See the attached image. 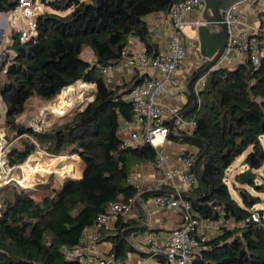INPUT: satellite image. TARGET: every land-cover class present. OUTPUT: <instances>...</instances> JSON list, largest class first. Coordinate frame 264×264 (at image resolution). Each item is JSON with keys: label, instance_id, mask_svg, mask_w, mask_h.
Returning <instances> with one entry per match:
<instances>
[{"label": "trees", "instance_id": "obj_1", "mask_svg": "<svg viewBox=\"0 0 264 264\" xmlns=\"http://www.w3.org/2000/svg\"><path fill=\"white\" fill-rule=\"evenodd\" d=\"M41 2L49 10L37 16V37L25 43L26 49L17 56H6L0 63L2 118L11 134L7 159L11 166H19L39 147L49 157H78L84 168L78 181L51 189L38 202L22 190L17 197L5 196L6 186L0 188V264H78L65 259L62 247L81 246L85 231L98 214L110 203L133 198L134 191L127 183L131 166L153 163L156 158V151L147 143L136 149L121 148L123 141L118 135L120 123L132 119L131 106L124 97L141 79L110 87L98 69L118 62L131 39L139 42L148 56L158 55L147 18L166 15L170 1ZM16 3L0 0V15ZM84 48L92 51L93 65L81 58ZM79 82L95 86L92 101L79 112L67 114L43 131L17 121L32 98L53 101ZM197 98L199 107L186 117L194 114L192 136L198 140L186 142L197 149L195 175L199 183L186 199L194 218L221 220V227L202 243L191 264H264V220L250 221L261 200L240 188L239 203L225 183L227 169L248 149L255 161L249 170L264 163V49L258 65L245 57L233 67L220 66L209 72ZM16 140L19 146L14 145ZM250 153L244 159L247 163ZM258 212L263 218L264 212ZM117 217L119 227L114 233L107 228L101 231L100 241L110 242V253L123 260L131 250L125 240L141 228L133 227V220Z\"/></svg>", "mask_w": 264, "mask_h": 264}, {"label": "built area", "instance_id": "obj_2", "mask_svg": "<svg viewBox=\"0 0 264 264\" xmlns=\"http://www.w3.org/2000/svg\"><path fill=\"white\" fill-rule=\"evenodd\" d=\"M168 1L171 4L166 18L170 26V34L163 51L153 57L148 56L144 51L131 55L127 46L122 50L121 59L118 62L98 69L99 73L105 77L124 69H132L140 74L141 82L132 87L124 97L131 106L132 119L124 122L125 128L130 131V141H123L121 148L136 149L142 143L149 144L157 153L154 171L159 178L154 184L143 186L137 177L129 175L127 183L134 191L133 198L127 202L110 203L104 212L98 214L94 224L85 231L81 246L62 247L61 253L66 260L78 264H191L196 259L202 243L220 231L221 220L194 218L190 203L186 199V195H189L197 186L193 171L195 158L182 157L178 168L165 170V157L159 151L163 144L168 142L172 122L174 135L181 130L191 132L195 127L194 119L182 116V110L179 107L162 105L160 97L168 88L183 87L184 89L185 86L175 80L177 71L186 62L182 28L189 26L192 30H196L204 23L203 0ZM260 2L264 4V0H240L222 13L227 40L218 66L224 60L230 59L229 53L232 56L241 55L249 58L253 65H258L261 51L264 49V7H255ZM42 6L39 0H17L15 7L3 14L5 28L9 33L3 39L4 54L5 52L14 54L11 50L13 34L19 36L20 44H25L37 37L36 20L37 16L44 12ZM250 10L253 12L251 18L248 12ZM193 11L199 13V18L187 22V17ZM191 52L195 61L206 63L200 55L198 42L194 44ZM208 74L209 72L203 74L192 83V90L196 97L202 90ZM197 107H199L198 98ZM9 145L10 139H8L6 128L0 125V188L12 182L20 184V181L13 178V172L21 166L9 164L7 159ZM176 177L180 180L179 187L173 186L170 192L162 193V189L172 183ZM145 192L154 193L151 202L158 210H179L183 218L182 225L166 232L161 245H157L151 238L147 239L146 256L136 257L132 261H124L112 253L98 257L95 250L100 242L101 231L107 228L109 217L129 216L137 204V199ZM262 219L264 220V217L260 218L256 209L250 214L251 222L260 223ZM225 226L231 227V225Z\"/></svg>", "mask_w": 264, "mask_h": 264}, {"label": "crops", "instance_id": "obj_3", "mask_svg": "<svg viewBox=\"0 0 264 264\" xmlns=\"http://www.w3.org/2000/svg\"><path fill=\"white\" fill-rule=\"evenodd\" d=\"M43 10L46 11L47 8H44ZM248 12L251 18L253 15V12L251 10ZM198 18H199V13H197L196 11H193L187 17V22H192ZM147 21H148L149 30L152 35V40L157 45L159 52H161L164 50L169 34H170V26L167 22L166 15L164 14L151 15L147 18ZM8 35L9 33L7 29L5 28V24L4 22H2L0 24V57L1 58L2 57L4 58L6 54H12L10 52H5L4 54V50H3V39L4 37ZM196 42H197V38L195 37L193 44H195ZM128 46H129V53L131 55H135L136 53L143 51V48L140 45V43L134 39L130 40V43ZM11 57H14V54H12ZM234 57L235 58H245L244 56H241V55H234L228 60L235 59ZM82 59L91 65L95 63V58L90 49H86V51L83 54ZM205 64L206 63L204 62H197L193 59L192 61H189V62L186 61L185 64L177 71L175 75V80L180 82L182 86H185L184 89L183 87L180 89L168 88L167 91L161 95L160 103L166 106L179 107L182 110V112L186 111L191 105V102L190 103L188 102L189 96L186 94V85L189 79L196 72L200 71L205 66ZM107 78L110 79L109 86L115 87V86L121 85V83L125 84V83L132 82L134 78H140V74L135 72L132 69H124L119 73L111 74ZM36 104L38 103L36 102ZM0 106L2 108V113H4L5 107L1 101H0ZM118 135L122 141H130V131H128L125 128L124 122L120 123ZM175 135L176 136H192V131L187 132L185 130H181V131H178V133ZM186 141H190V140L189 139H176V138H172L169 135L168 142H165L163 146L161 147V149H159L161 154H163L165 157V164H164L165 170H171L174 168H178L180 166L179 160L182 157H185L184 156L185 153L189 154L190 155L189 157L195 158L197 149L194 146L187 143ZM182 144H187V145L192 146L191 148H193V151L181 148ZM250 152H251V149H248L246 153L248 154ZM35 154L37 155L38 152H36ZM37 156L39 159H42V157H45L48 155L45 154L44 152L43 153L39 152V155ZM33 158L35 157L33 156ZM156 160H157V153H156V158L153 163L140 162V163L133 164L131 166L130 176L132 175V176L137 177L142 182L143 186L154 184L155 181L158 180L159 178V176L156 175L154 171ZM78 162L80 164V161ZM83 168H82V171H83ZM78 177H80V174ZM179 184H180V180L178 177H176L174 178L172 183H169L166 187H164L161 192L168 193L172 190L173 186L179 187ZM24 186H27V185L24 184ZM153 194L154 193H150V192L142 193L140 195L139 202L137 201V204L133 212L129 216H122L123 218L121 217L123 221L128 220V219L133 220L134 223L132 226L141 228L140 233H138L137 235L136 234L130 235L126 239L129 244L127 245L131 250L129 253H127L126 257L123 259L124 261H132L136 257L146 256V250H148L147 244H146L147 239L151 238L154 240V242L157 245H161L163 243L164 234L174 228L180 227L183 223V218L179 210L177 209L165 210V211L158 210L151 202V198ZM143 195H146V197H142ZM148 204L149 205L151 204L150 205L151 211H148L149 213L146 210L144 211L139 210V208L141 207L144 208V205H148ZM117 220H118L117 216L109 217V221L107 223V229L111 230L112 233H114V230L119 227L117 226L119 225L117 224ZM142 232L147 233L146 234L147 236H145V238L142 237L143 235H139V234H142ZM111 248H112V245L110 242L100 241L96 247L95 254L98 257L106 256L107 254L110 253Z\"/></svg>", "mask_w": 264, "mask_h": 264}, {"label": "rangeland", "instance_id": "obj_4", "mask_svg": "<svg viewBox=\"0 0 264 264\" xmlns=\"http://www.w3.org/2000/svg\"><path fill=\"white\" fill-rule=\"evenodd\" d=\"M39 3L42 4L41 0H39ZM44 6L45 5L42 6L43 9L45 8ZM255 7L256 8H263L264 4L260 2V3L256 4ZM48 10L49 9L47 8V11ZM1 23H2V18L0 15V24ZM182 32L184 35L183 41H184V45H185V49H186V61L189 62V61H192V59L194 60L191 50L194 46L193 41L195 40L196 34H195V31L192 30L189 26L183 27ZM86 49H89V48H84L83 52L81 53V58L83 57V54L86 51ZM6 56L8 59L12 58L11 57L12 54H6ZM6 56L4 58L0 57V63L5 61ZM243 60H244V58H235L232 60H224L221 64V66L226 67V68H230V67H233V66L241 63ZM2 76H3V73L0 74L1 80H2ZM109 80L110 79L108 78V82H109ZM78 84L79 83L75 84L74 86L76 87ZM88 85H90V88H91L88 95L91 97V95L94 93L95 86L93 84H88ZM121 85H122V83H121ZM65 94L58 95L53 99V101H50L47 103L41 102L36 98H32L31 100H29V102H27L26 107H25V111L23 112V114H21L17 118V121L19 123L27 126V127L32 128L34 131L35 130L36 131L48 130L55 123H58L60 121V119L64 116H66L67 114L72 115V114H75L76 112H79L80 110H82V108L88 102V97H87L88 95H87L83 99V102H81L80 104L70 105L69 103H65L64 100L62 99V97ZM36 102L38 104H36ZM54 107L60 108L61 113H59V114L53 113L52 109ZM44 109H46V110H44ZM42 110H44L43 113H42ZM2 114H3L2 108L0 106V125L4 126ZM28 118H30V120H28ZM185 118L193 119L195 117H194V114H192L189 117L185 116ZM6 133H7V131H6ZM7 136H8V139L9 138L11 139V134L9 132L7 133ZM19 144H20V142L17 141L14 145L19 146ZM261 144H262V147L264 149V139L263 138L261 139ZM191 147L192 146L187 145V144L181 145V148L193 151V148H191ZM36 152L43 153V151L41 149H39V147H36V150L26 159V161L23 164L19 165V166H21V168L20 169L16 168L15 171L13 172V178L16 181H20L22 184L12 182L9 185H7L8 187L6 186V189L3 190L4 193H2V194L12 198V194H14L17 197L18 193H20V190H22L25 194H27L32 199H34L35 201L38 202L45 195H47L51 189H55V190L60 189V182L58 181L57 177L55 175L50 176V174H49L50 171L53 172L54 170L48 169V168H44V170L46 169L48 171L46 173L42 174L41 178H43V179L40 180L41 182H39L38 184H35V185L33 184L32 187L24 186V184H25L24 178H25L26 174L28 173V170H27V168H24V165L27 164L29 159L32 156H35V159L39 162L41 160H44L45 158H49V156H45V157H42V159H39L37 157V155H35ZM246 152H244L238 159H236L232 163V165L227 169L226 174H225V183L228 187V191L231 194L232 198L237 200L239 203H240V200L238 197L237 189L245 188L252 196H258L261 201L259 204L254 206V209L264 212V163L258 169H254V168L250 169L255 176V180L253 182V185L259 186L260 187L259 190H255L252 187V185L249 183L243 184V183H240L238 180H236V176L239 173H241L243 171H248L249 168L251 167V166H249V163H247L244 160L245 156L247 154ZM50 158H52V157H50ZM58 158H60V157H57L56 159H58ZM32 160H34V159H32ZM78 161H79V159L77 160L76 165L72 168V170H70L69 179L78 178L79 174L82 173L83 165L81 162L79 164ZM0 198H1V194H0ZM150 205L149 204L144 205V208L141 207V208H139V210L140 211L146 210L147 212L151 211ZM225 225L229 226L230 223H225ZM146 234H147L146 232H142V234H139V235H143L142 237L145 238V236H147Z\"/></svg>", "mask_w": 264, "mask_h": 264}, {"label": "water", "instance_id": "obj_5", "mask_svg": "<svg viewBox=\"0 0 264 264\" xmlns=\"http://www.w3.org/2000/svg\"><path fill=\"white\" fill-rule=\"evenodd\" d=\"M203 1H204V10L202 12V19L204 23L195 30V33H196L197 42L200 47V55L203 58V60L206 62V64L200 71L196 72L189 79L186 85V94L191 99V105L186 111L182 112V116H185L193 112L197 107V97L193 93L192 83L203 74L214 71L221 66V65L218 66V64H220L221 57L224 54V50L226 47V40H227L226 28L225 25L222 23V13L232 4H235L240 0H203ZM1 18H2V22H4L3 14L1 15ZM11 39L13 40V46L11 50L14 53V55L17 56V54H19L20 52L26 49V44L19 43V36L17 34H13L11 36ZM228 57L231 58L232 54L229 53ZM199 94L200 92L198 93V95ZM92 96L93 94L91 95L86 105L92 101ZM28 120H30V118H28ZM172 126H173V122L170 125V134H169L172 138L198 140L193 136L174 135L172 133ZM196 162L197 160H195L193 166L194 173L196 171ZM248 163L249 166H253V164L255 163L254 156L252 153H250L249 155ZM237 177H238V181L243 184L254 182L255 180V176L251 170L241 172L237 175ZM80 178L81 176L78 178H72L66 180L64 183L60 184V189L66 187L72 182L78 181ZM195 178L198 184L199 181L197 177ZM139 198L137 199L138 202H139ZM125 242L126 244H128L127 240H125Z\"/></svg>", "mask_w": 264, "mask_h": 264}, {"label": "bare ground", "instance_id": "obj_6", "mask_svg": "<svg viewBox=\"0 0 264 264\" xmlns=\"http://www.w3.org/2000/svg\"><path fill=\"white\" fill-rule=\"evenodd\" d=\"M90 89V85L79 82L76 87L71 86L70 88H68L66 94L62 97V99L64 100V102H67L71 105L80 104L81 102H83V99L88 95ZM87 97L89 100L90 96L88 95ZM44 110H42V113ZM52 111L55 114L60 113V110L57 107H54ZM37 155H39V153ZM77 160L78 157H60L58 159L49 157L38 162L32 156L27 162V164L24 165V168H27L28 170V173L24 178V183L30 187H32L33 184H38L39 182H41L40 180L43 179L41 178L42 174L48 171L46 169L44 170V168H48L54 170L53 172L50 171V176L55 175L60 184H62L69 179L70 170H72V168L76 165Z\"/></svg>", "mask_w": 264, "mask_h": 264}]
</instances>
